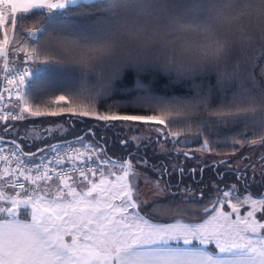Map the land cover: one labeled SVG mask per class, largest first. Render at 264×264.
<instances>
[{"label": "snow or ice", "instance_id": "snow-or-ice-1", "mask_svg": "<svg viewBox=\"0 0 264 264\" xmlns=\"http://www.w3.org/2000/svg\"><path fill=\"white\" fill-rule=\"evenodd\" d=\"M91 2L102 13L88 29L53 21L34 32L17 21L44 9L75 14L74 6L89 0H0L12 13L8 19L0 12V105L5 94L11 104L0 114L7 122L0 130L15 131L12 122L29 118L63 117L43 128L42 140L90 120L106 130L133 133L120 145L131 144L137 153L152 144L185 159L259 149L264 166V0ZM7 27L14 33L11 40ZM38 62L62 70L71 81L53 97L55 108L27 106L25 87ZM128 71L160 73L173 84L190 81L192 94L146 91L133 102L113 105L115 84ZM142 128L155 136H141ZM88 136H96L95 128L37 153L24 151L23 141L0 139V264H264V196L241 195L236 185L217 187L211 207L197 213L183 207L195 203L183 200L191 197L189 187L169 184L164 200L145 203L141 176L160 180L170 170L134 158L131 151L105 159L104 149ZM221 144L230 151L219 152ZM48 149L51 155H39ZM33 157L39 162L29 164ZM218 163L245 183L255 167L236 168L230 159ZM54 175L58 185L48 183ZM260 176L264 180V167ZM169 200L177 203L169 204L165 215L199 222H157L152 213L163 210L155 205Z\"/></svg>", "mask_w": 264, "mask_h": 264}, {"label": "trees", "instance_id": "trees-1", "mask_svg": "<svg viewBox=\"0 0 264 264\" xmlns=\"http://www.w3.org/2000/svg\"><path fill=\"white\" fill-rule=\"evenodd\" d=\"M42 12L43 14H40ZM40 12H33L31 14L24 15L21 20H18V25H27L28 27L32 28V31L37 30V28H48V26L55 21L57 24L60 25H75L79 29H88L91 25H93L100 17L102 10L93 6L92 2L84 5H77L74 6L75 14L69 15L67 11H56L52 10L51 14H49V10L44 9L40 10ZM16 16H21V13L16 14ZM9 28V27H8ZM3 33V30H0ZM24 35L26 36L27 33L25 32ZM14 38V33L12 34V39ZM33 42L29 41V44ZM239 55V53L237 54ZM43 66V68H40ZM35 76L34 78L27 83L25 90L27 92L29 103L27 106L33 108H40V110H46L49 107L55 108L56 105L53 103V97L59 94H63L64 90L70 87L71 81L68 76L60 69L52 66V65H45L42 63H36L33 65ZM212 84H215L214 78H209ZM136 83L139 85H143V87H135ZM151 92L153 95H160V96H190L191 92V82L184 81L181 84H173L170 82V78L160 74V73H143L137 75L132 71H128L126 74L122 76L120 80H118L115 84V89L113 95L110 97V102L113 105H120L122 103L133 102L137 96L143 95L145 92ZM12 101V103H15ZM11 108V104L10 107ZM64 118H29L26 123L16 122L15 124L18 125L15 131L8 132L5 130H0V136L6 137L9 139H16L17 141H23L22 147L26 152H33L38 150L39 148L46 147L47 145L54 144L57 142H73L75 138L83 135L87 132L88 127L95 128L96 137L100 132L101 128L97 127L96 124L90 120H86L83 123H77L74 127H70L69 130L64 135V138H52L47 137L45 139L36 140L33 136L28 135L27 128H40L43 131L44 126L48 124L50 121H62ZM14 123V122H12ZM34 125V127H33ZM74 128V129H73ZM27 129V131H25ZM19 133V135H17ZM58 135V134H55ZM53 135V136H55ZM89 137V136H88ZM183 139V137H182ZM89 141V140H88ZM102 145H100L104 149V153L108 159L110 158H117L113 155L109 154L108 147L110 144L113 143L110 138H107L106 141L101 140ZM192 147H195L194 145ZM230 145L221 146L217 149L221 153L229 152ZM239 148V146H236ZM188 150V148H185ZM247 149V148H245ZM47 150L44 153H47ZM131 151L132 156L134 158L139 157H146L142 153H137L135 150H127L125 157L128 152ZM44 153H39L42 155ZM183 157V156H179ZM37 157H33L35 159ZM118 158H120L118 156ZM147 160L150 162V165H155L157 168L161 166V168L169 169V173L161 177V180H164L166 187L168 185H172L173 187L183 188L184 185H187L191 192H195L197 197H194L195 203L189 204L196 210H200L202 212L204 207H208L212 205L217 195L214 194L215 190L217 189V185L220 189H222V185L219 184L224 178L219 177L222 172H214L209 173L210 175H205L206 172L203 170V175H200V169L204 164H200L199 166L194 165L193 159H179V163L183 162V174L179 172V166L174 168V159L170 156H166L165 158H156L157 161L154 162L146 157ZM210 169H213L212 164L209 165ZM193 169L195 171L193 172ZM173 179V181H171ZM148 181H152L149 180ZM212 181L218 183L216 186L212 185ZM264 181V180H263ZM241 183L242 191L241 193L248 191L243 187V183ZM208 186V187H207ZM215 188V189H214ZM261 191H264V183L260 185ZM169 192L170 189L168 188ZM214 191V192H213ZM253 192V191H252ZM201 193H204L201 196ZM254 196H258L257 194L251 193ZM168 195V194H167ZM166 195V196H167ZM165 197L158 198L155 200H164ZM189 200V199H188ZM187 200V201H188ZM174 200H169L167 203H170ZM147 203V202H146ZM165 204H157L155 205L156 209L163 210V211H155L152 213L154 219L158 222H164L161 214L165 211V209H161L162 206L167 205ZM198 210V211H199ZM197 211V213H198ZM160 214V215H159ZM189 221H198L194 218H187ZM174 220V219H173ZM186 220V217H185Z\"/></svg>", "mask_w": 264, "mask_h": 264}, {"label": "rangeland", "instance_id": "rangeland-1", "mask_svg": "<svg viewBox=\"0 0 264 264\" xmlns=\"http://www.w3.org/2000/svg\"><path fill=\"white\" fill-rule=\"evenodd\" d=\"M56 11H59V10H56ZM0 12H3V14L8 19H11L12 13H11L10 5H0ZM16 14H18V13H16ZM6 31H7V34L9 36V39L11 40L12 39L13 30L11 29V27H9V28L7 27ZM3 35H4V32L3 33L1 32L0 40L3 39ZM8 50L9 51L11 50V45L8 46ZM2 63H3L2 60H0V68H2ZM32 67H33V65H32ZM40 68H43V66H40ZM138 85L139 84L136 83L135 87H138ZM13 101H15V98H13ZM9 107H10V104L8 103V100H7L6 104H5L4 111H6ZM18 122L19 121H17V123ZM5 123H7V122L0 121V125H3ZM14 123H16V122H14ZM24 123H26V122H24ZM48 126H49V123L46 124V126H44V128L48 127ZM146 127L147 126H145V128ZM100 128H101V130L98 133L97 137L96 136L95 137L89 136V137H86V139L87 140H91L92 142L99 143L100 145H102L101 140L106 141L107 138H110V140H112L113 143L110 144V146L108 147L109 154H111V155H113L114 157H117V158H118V156L120 158L123 157L125 155L126 151L129 150V149L135 150V149L132 148L131 144H129L126 148L122 147L120 145V140L121 139H124L125 137H129L130 138L133 135V133H129L127 131H122V130H117V129L106 130V129L102 128V127H100ZM27 129H28V133H27L28 135L33 136L34 139L41 141V139L38 138L39 136H41L43 134V131L40 128H27ZM27 129H25V131H27ZM69 129H70V127L68 128V130ZM65 133L52 136V138H58V137L64 138ZM140 134H141V136H144V137L155 136L154 132H147V131H145L144 128L141 129V133ZM101 138H103V139H101ZM48 150H50V149H48ZM184 150H186V149H184ZM194 150H195V147H192L191 151L193 153H194ZM259 151L260 150L257 149V150H254V151L250 152L248 149L244 148L242 154L240 152H237V154L231 155V156H226V155L214 156V155L196 154V155H201V158L193 159L192 161L194 162V165H196V166H199L200 164H206V163H215L218 166L217 170H215L214 167H213L212 170L210 169V167H206L205 170H204L206 172L205 175H210L209 173H214L216 171L217 172H222L221 174H224V178L221 181H219V184L222 185V189L221 190L225 189L226 187L227 188H231L233 185H236V192L241 194V195H243L246 192L241 193L242 188H241L240 181H237L235 174H233L231 171H226L225 172L224 169L226 167L223 164H220L218 162L220 160L230 159L233 162V164H234V166L236 168H247L248 165L251 164V165H253L255 167L248 169L247 182H250L252 184L251 188H252L254 194H257L258 196H264V191L262 192L261 191L262 189L260 188V185L262 183H264V181L261 179V176H260L261 168L264 167V166L260 165V163H259V159H258V152ZM139 153L144 154L146 157H148L150 160H152L154 162L157 161L156 158H165L166 156H170L171 158L174 159V164H173L174 168H177L179 166L178 169H180V168L183 167V162L179 163V159H182L183 157L179 158V157H177L175 155H169L166 152L162 153L161 149L156 144H152L150 147L141 148ZM261 154H264V153H261ZM242 155L245 156V157H248V160L242 159ZM158 168H161V166H158ZM200 175L201 176L203 175V170L202 169H200ZM222 177H223V175L220 178H222ZM141 179H144L145 183L140 187V192H141V197L140 198L145 203L146 202L149 203V202H151V201H153L155 199L165 197L167 194H169V190L166 187L164 180L160 181V180L153 179L152 181H148V179L146 177H144V176H141ZM249 180H251V181H249ZM171 181H173V179ZM211 183H212L213 186H216L218 184V183H215L214 181H212ZM157 186L160 189H163V195H158L157 194V190H156ZM217 187H218V185H217ZM214 194L218 195L217 189L215 190ZM194 197H197V194L195 192H191V197L189 195H184L183 196V200L187 201L188 199L194 198ZM175 203H177V201L174 200V201H171L170 203H167V205L162 206L161 209H165V211L163 213L168 211L169 204H175ZM183 207L187 211H190V212H197L199 210V209L196 210L195 208H193L191 205H189L187 203H185L183 205ZM225 210H229V209H225ZM200 212L201 211L199 210L198 213H200ZM161 217L163 218L164 222H174L175 219H183V220H185V217H186V221H189V219H187V218H190V217H188L186 215L181 216V215H176V214H173L171 216L165 215V214H161ZM190 222H199V221H195L194 220V221H190Z\"/></svg>", "mask_w": 264, "mask_h": 264}, {"label": "built area", "instance_id": "built-area-1", "mask_svg": "<svg viewBox=\"0 0 264 264\" xmlns=\"http://www.w3.org/2000/svg\"><path fill=\"white\" fill-rule=\"evenodd\" d=\"M17 63H18V61H17ZM32 68H33V67H32ZM34 75H35V73H34V69H33V72H32V75H31V78L28 80V82H30V81L34 78ZM13 98H15V97H13ZM6 101H7V94H5V101L3 102L2 105H0V114H2L3 111H4V109H5ZM89 141H90V140H89ZM63 144H66V143H63ZM61 151H63V149H61ZM42 155H44V156H48V155H51V152H50V150H49L47 153H44V154H42ZM72 155H75V153H72ZM92 155H93V158L95 159V158H96V154L93 153ZM101 155H103L104 158L107 159V157H106V155H105L104 152L101 153ZM79 159H80V158L77 157V162H79ZM36 162H39L38 159L33 160V161H31V160L28 161L29 164H34V163H36ZM67 166H68V165H66V167H67ZM71 175H73V177H78L79 174H78V173H72ZM89 175H91V174H89ZM52 181H59V180H57L56 177H55V175H54Z\"/></svg>", "mask_w": 264, "mask_h": 264}, {"label": "flooded vegetation", "instance_id": "flooded-vegetation-1", "mask_svg": "<svg viewBox=\"0 0 264 264\" xmlns=\"http://www.w3.org/2000/svg\"><path fill=\"white\" fill-rule=\"evenodd\" d=\"M212 164V166H213V164H215V163H206V164H204L203 166H202V170H204V168L205 167H208L209 165H211ZM215 168V170H217V168H218V166L216 165V167H214ZM224 171L226 172V171H229L228 170V168H225L224 169ZM233 173V172H232ZM234 174V173H233ZM222 175H224V174H221V175H219V177H221ZM249 181H251V180H249ZM242 183H243V187L248 191V193H253L252 191V188H251V183L250 182H247V183H245L244 181H241Z\"/></svg>", "mask_w": 264, "mask_h": 264}, {"label": "water", "instance_id": "water-1", "mask_svg": "<svg viewBox=\"0 0 264 264\" xmlns=\"http://www.w3.org/2000/svg\"><path fill=\"white\" fill-rule=\"evenodd\" d=\"M85 134V133H84ZM0 139H7L8 141H11L12 139H9V138H6V137H2V136H0ZM75 140V139H74ZM67 141H63V142H59V143H66ZM42 148H45V147H42ZM40 149V148H39ZM38 152V150H36V151H33V152H30V153H37ZM209 208L211 207V205L210 206H208Z\"/></svg>", "mask_w": 264, "mask_h": 264}, {"label": "crops", "instance_id": "crops-1", "mask_svg": "<svg viewBox=\"0 0 264 264\" xmlns=\"http://www.w3.org/2000/svg\"><path fill=\"white\" fill-rule=\"evenodd\" d=\"M89 1H91V0H89ZM53 2H55V0H53ZM10 8H11V6H10ZM48 183L51 184V185H58L59 184V181H49ZM53 191H55V188L54 187H53Z\"/></svg>", "mask_w": 264, "mask_h": 264}]
</instances>
